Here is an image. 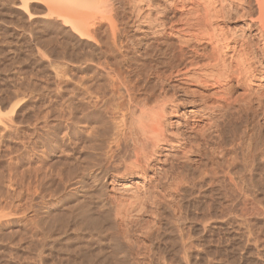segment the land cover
<instances>
[{"label": "rangeland", "instance_id": "obj_1", "mask_svg": "<svg viewBox=\"0 0 264 264\" xmlns=\"http://www.w3.org/2000/svg\"><path fill=\"white\" fill-rule=\"evenodd\" d=\"M78 1L0 0V264H264V162L254 163L257 171L244 164V169L223 165L210 170L213 175L195 170L175 190L164 185L176 199L165 197L176 202L168 205L162 198L167 203L160 199V206H146L132 218V224L137 219L133 226L128 223L132 228L116 224L102 207L123 196L119 187L76 188L96 169L93 158L99 154L91 149L89 128L71 120L83 115L82 77L91 74L93 83L105 82L102 68L109 60L128 67L133 76L141 68L144 78L151 66L171 60L173 45L172 39L157 42L149 35L140 46L118 52L110 45L109 21L95 20L101 14L87 7L92 0ZM100 20L102 39H87L79 31L80 25ZM86 54L93 64L83 59ZM101 133L108 137L109 132ZM171 162H165L167 171ZM247 166L259 182L253 178L252 184L233 189V177L251 178ZM117 178L119 186L132 180Z\"/></svg>", "mask_w": 264, "mask_h": 264}, {"label": "bare ground", "instance_id": "obj_2", "mask_svg": "<svg viewBox=\"0 0 264 264\" xmlns=\"http://www.w3.org/2000/svg\"><path fill=\"white\" fill-rule=\"evenodd\" d=\"M90 3L86 6L90 10L95 8V12L98 9L101 14L95 20L109 21L110 45L118 52L140 46L149 35L157 42L173 40L171 60L165 66H151L144 78L141 68V73L133 76L128 67L106 60L102 68L106 80L99 81L103 85L95 84L89 79L95 75L84 76L88 70L84 66L80 83L83 86L79 89L83 115L71 120L89 128L90 146L94 153H99L97 156L101 148V151L105 149L101 159L91 152L95 156L93 167H97L79 179L76 188L87 189L88 184L119 187L122 197L119 195L117 199L114 195L116 201L110 203L112 206L102 203L108 218L113 215L116 224L129 226L146 206L158 207L160 199L164 202L165 195L176 199L174 193L169 194V187L168 190L162 187L168 185L173 188L170 190H175L195 170L201 175V171L217 172L216 168L223 165L228 169L239 164L241 169L252 165V170L258 160L264 162V0H92ZM85 20L89 22L88 17ZM102 20L93 26L85 23L81 28L80 25L79 31L87 39L93 37V41L96 36L101 38ZM86 57L87 54L83 59ZM70 116L73 118V114ZM101 131L104 135L109 132L108 137L101 135ZM101 136L109 139L108 142L102 137L108 142L106 147H100ZM170 158L174 163L171 162V170L167 171L164 165ZM247 167V173L255 171ZM252 175H248L249 181L244 174L239 179L233 177L230 186L252 184L257 177L253 179ZM135 176L141 181L133 180ZM117 177L132 180L119 186ZM169 199L166 198L168 205Z\"/></svg>", "mask_w": 264, "mask_h": 264}]
</instances>
